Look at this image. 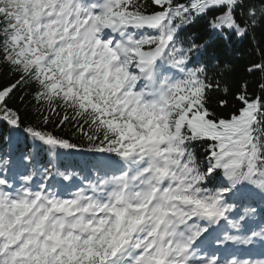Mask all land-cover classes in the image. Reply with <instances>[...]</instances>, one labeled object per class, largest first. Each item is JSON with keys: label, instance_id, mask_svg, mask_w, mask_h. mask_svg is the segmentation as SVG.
<instances>
[{"label": "snow or ice", "instance_id": "1", "mask_svg": "<svg viewBox=\"0 0 264 264\" xmlns=\"http://www.w3.org/2000/svg\"><path fill=\"white\" fill-rule=\"evenodd\" d=\"M262 24L264 0H0V264H264ZM248 37L258 94L213 48Z\"/></svg>", "mask_w": 264, "mask_h": 264}, {"label": "trees", "instance_id": "2", "mask_svg": "<svg viewBox=\"0 0 264 264\" xmlns=\"http://www.w3.org/2000/svg\"><path fill=\"white\" fill-rule=\"evenodd\" d=\"M196 33L203 38H207V24L206 19H199L193 25H189L184 32L183 35H192ZM255 36L257 41L264 42V24L258 26ZM213 48L215 49L219 60L221 63H229L232 66V71L227 77L231 82L235 84H239L243 81H248V91L249 93H257L259 89V73L256 75H248L246 73L247 67L250 65L253 59H256V51L252 44L250 43V37L243 39L242 41H230L226 45L221 40H216L213 42ZM0 82H3L2 78H0ZM17 101L13 99L9 102V107H16ZM21 120L25 123H35L31 110L29 109L27 112L21 111ZM59 117H53V123L58 122ZM47 130L55 131L58 135H63L69 140H75L73 136V129L71 126L54 128L53 124H49L47 126ZM78 135V133H77Z\"/></svg>", "mask_w": 264, "mask_h": 264}]
</instances>
